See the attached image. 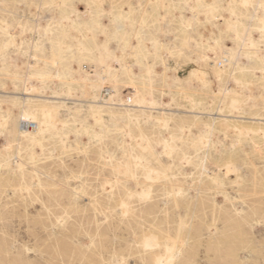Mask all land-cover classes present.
<instances>
[{
  "label": "rangeland",
  "instance_id": "rangeland-1",
  "mask_svg": "<svg viewBox=\"0 0 264 264\" xmlns=\"http://www.w3.org/2000/svg\"><path fill=\"white\" fill-rule=\"evenodd\" d=\"M263 24L264 0H0V264H264Z\"/></svg>",
  "mask_w": 264,
  "mask_h": 264
},
{
  "label": "bare ground",
  "instance_id": "bare-ground-1",
  "mask_svg": "<svg viewBox=\"0 0 264 264\" xmlns=\"http://www.w3.org/2000/svg\"><path fill=\"white\" fill-rule=\"evenodd\" d=\"M263 27H264V24H263ZM250 43L253 44V41H251ZM102 51H101V56L103 57V60L105 61V59L107 58V53H103ZM109 62L106 63V65L108 66V69H113L112 65ZM102 72H104V70L100 71V73H102ZM96 75L99 76L98 73H96ZM89 89H90V93H91L93 98H96V97L98 98V96H100V95H97L99 93L98 92L99 90H97V91L94 90V89H98L96 86H90ZM114 100H115L114 99V95H110L109 99H107V100L102 99V102H104V104H111L112 102H114ZM143 101H146V100L143 99ZM32 120L37 121V123L39 124V130H40L41 133L45 132L48 128H50L51 124L57 123L56 122L57 117H53L52 118V117L44 114L43 118L41 119L34 113L33 110H26V111H24V114L22 115L21 122H20V127H21L22 130H24V132L28 133L27 130L25 129V125H26L27 122H29V123L32 122V123L36 124V122H34ZM38 124L35 125L36 128H38ZM35 126H33V128H35ZM32 138H33L32 141H33L34 144H37V145L41 144L39 139H37L35 135L32 136Z\"/></svg>",
  "mask_w": 264,
  "mask_h": 264
},
{
  "label": "built area",
  "instance_id": "built-area-1",
  "mask_svg": "<svg viewBox=\"0 0 264 264\" xmlns=\"http://www.w3.org/2000/svg\"><path fill=\"white\" fill-rule=\"evenodd\" d=\"M109 93H110V87H105L104 95L108 96ZM28 126H29L30 128H33V125H29V124H28Z\"/></svg>",
  "mask_w": 264,
  "mask_h": 264
}]
</instances>
